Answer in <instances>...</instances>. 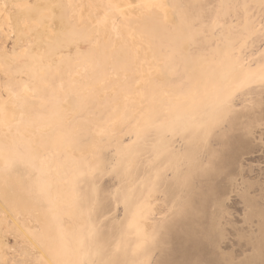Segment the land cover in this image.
I'll use <instances>...</instances> for the list:
<instances>
[{
    "label": "rangeland",
    "instance_id": "374dc122",
    "mask_svg": "<svg viewBox=\"0 0 264 264\" xmlns=\"http://www.w3.org/2000/svg\"><path fill=\"white\" fill-rule=\"evenodd\" d=\"M0 13V264H264V0Z\"/></svg>",
    "mask_w": 264,
    "mask_h": 264
},
{
    "label": "bare ground",
    "instance_id": "6f19581e",
    "mask_svg": "<svg viewBox=\"0 0 264 264\" xmlns=\"http://www.w3.org/2000/svg\"><path fill=\"white\" fill-rule=\"evenodd\" d=\"M3 13V12H2ZM1 14V13H0ZM4 14V13H3ZM3 16V15H2ZM5 16V15H4ZM6 18H7V16H5ZM9 22V21H8ZM27 31V30H26ZM25 31V32H26ZM26 90V89H25ZM8 98H11V96L10 95H6ZM15 96V95H14ZM11 111H12V107H8V114L10 115V117H11ZM6 191H7V189H6ZM4 198V199H3ZM2 201H4V202H6V203H10V204H12V205H15L16 206V204H24V199H22V197H20V195L16 192V187L15 188H12V190H9V191H7L6 192V194L5 193H3V196H2ZM2 205H5V203L4 204H2ZM13 210H14V208H13ZM17 210V209H16ZM37 211V210H36ZM39 211V210H38ZM37 211V213H38V216L40 217H38L39 219H42L43 220V216H42V214L40 215V212H38ZM22 212L24 213V215H26V210H24V208H22Z\"/></svg>",
    "mask_w": 264,
    "mask_h": 264
}]
</instances>
